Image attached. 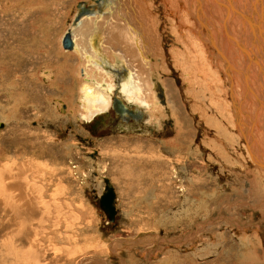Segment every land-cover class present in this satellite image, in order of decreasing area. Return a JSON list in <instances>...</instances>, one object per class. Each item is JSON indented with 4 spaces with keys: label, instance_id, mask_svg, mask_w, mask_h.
<instances>
[{
    "label": "rangeland",
    "instance_id": "374dc122",
    "mask_svg": "<svg viewBox=\"0 0 264 264\" xmlns=\"http://www.w3.org/2000/svg\"><path fill=\"white\" fill-rule=\"evenodd\" d=\"M98 1L0 0V164L2 165L0 170L3 171L1 168H5V171L11 174L20 172L23 175L21 176L22 191L27 192L28 196L34 199L32 207L36 217L34 225L37 230L35 242L39 248L41 264H121L118 256L113 254L114 251L129 257L127 258L129 264H164L161 259L169 253L171 254L166 257V261L176 259L177 255H180L185 257V259L182 258L186 260V264H264V250L259 243L252 241L249 244L252 249H256L261 254L262 260L245 259L241 252L247 247L243 242L245 234L251 236L254 231L255 233L259 231L261 235L259 236L264 243V217L262 210L258 207V201H264L263 192L253 191L252 181L255 180V176L243 167L229 165L224 167L221 162L211 160L210 154L213 150L204 145V140L208 138L207 124L201 121L200 115L192 112L190 102L182 94L186 91L187 85L180 71L173 66V62L171 63L172 57L169 51H173L171 49L173 44L169 31L164 29L165 32L162 35L164 38L159 43V50L152 55L154 57H151L156 73V76L152 77V84L155 85L157 100L161 102L164 110L159 121L158 118L156 121L151 120L149 110L139 109L133 105L128 106L127 103L130 101L120 95L123 83L119 78L125 75L124 70L127 68L120 70L119 74L114 68L90 65L87 63L90 59L82 60L80 54L77 55L72 49H65L63 43H60V37L65 30L71 29L69 28L71 25L75 28L80 21L92 17L90 12L103 14L107 11V1H110L109 5L112 2V0L104 3L102 0ZM158 1L156 0V3ZM159 4L160 1L157 4L154 2L153 6L157 8ZM160 5V9H155L161 14L160 11L164 6L162 3ZM235 8L238 9V6L235 5ZM82 9L88 14L79 16ZM252 42L249 43L250 46L248 43L244 44H247L246 46L250 49L253 46L254 49L251 50L257 52L255 55L258 61L264 63V54L259 53ZM252 62L253 67L260 68L258 71L257 68L255 69L260 76V72H263L262 67L255 61ZM83 65L86 67L90 65L91 68L98 67L105 77L112 76L117 89L114 97L117 96L122 104L131 109L134 119L126 120L128 122L122 118L121 120L120 113L114 104L108 106L107 110L95 112L94 117L90 119L84 118L77 104L79 103L77 99L80 97L77 94V88L80 86V72H82L81 68H86ZM59 68H63L64 76L60 75L59 82L52 84L54 78L48 77L47 72L44 71H55ZM130 68L131 66L128 70ZM248 68L251 70V67L247 66L242 68L243 72H247ZM261 79L260 77L259 80L257 78L254 81L262 84L264 89V81ZM167 81L173 84L174 92L172 88L170 91L167 88ZM252 84L253 81L249 83V85ZM249 85H245V88L250 91ZM252 88L251 91H255L256 88L258 92L260 90L258 87ZM257 96L259 97L254 96L256 102L252 103L260 107L258 99H263L264 94L262 95L260 91ZM59 99L63 103L66 102L62 110L58 106ZM230 100L233 101L231 97ZM177 102L179 107L183 108L181 117L185 121L186 131L178 147H171L163 140L176 137L178 122L181 118L175 113L178 111L175 106ZM244 103H240L241 106L237 107V110L242 108V115L245 114L246 107L249 108L247 103L243 105ZM184 104L188 112L185 111ZM66 105L76 110L77 116L74 110H67ZM139 111H141V125L140 119L137 118ZM261 114L259 121L263 122L264 109ZM151 127L154 128L153 131L149 129ZM257 127L254 132L253 129H249V133H245L242 143L239 144L242 148H238L239 152L232 151L237 159H241L242 154L245 155L244 161L252 167L255 162L246 145L247 138L254 139V135L257 136ZM135 129H142V131L138 132ZM121 130L124 131L121 132ZM215 133V130L209 132L213 136ZM134 136L155 140L156 143L153 145L157 147L160 143L164 145L163 154L171 161L169 174L171 189L174 191L171 200L174 203H164V206L172 211L161 214L156 212L159 217L161 216L162 220L165 215L174 217L173 212L180 208L182 202L186 206V196L189 197V204L193 202V207L200 208L187 219L185 218L182 223H177L178 227L173 226V229L167 228L168 225L164 226L167 234L163 235L164 231L161 232V237L156 236L155 243L149 248L151 250L149 255L147 254L149 251L144 247L147 243L138 242L133 247L121 242L117 244L119 236L128 233L121 229L122 226L120 227V221L123 220V215L119 220L121 210L119 208L115 222H109L99 205L102 193L100 190L105 187L104 183L99 185L102 177L111 178L113 171L123 178V182L137 176L130 175L128 168L126 172L122 171L125 167L123 161L118 162L120 169L116 170L111 165L103 163L97 153L99 144L102 143L106 149L110 145L118 149L124 146L130 148L134 142ZM144 139L138 141L146 143L143 145V150L148 149L150 144ZM262 146L264 147L263 142ZM197 148H201L199 152L196 151ZM249 148L253 151V144H249ZM177 149L178 151H175ZM139 153L142 157L145 156L144 151ZM257 160L260 161L259 158ZM7 165L9 166L6 167ZM19 166L22 167L21 170ZM0 177L2 179L0 189H3L4 184L12 181L7 175H0ZM146 177L150 187L152 182L149 174ZM195 179L199 180V187H195ZM8 192L18 196L20 191L0 190V229L2 228L0 238L3 233L2 236L3 238L6 236L5 239L11 235L8 233L7 236L4 231L8 215L2 212L3 198ZM262 202L260 201V205ZM201 206L207 207L208 214ZM156 213L153 212V217H156ZM225 218L234 221L226 222ZM149 231L157 230L146 227V233ZM184 232L193 240L186 243L175 241ZM147 236L148 234L139 237ZM216 237L223 241L218 243L219 240H216ZM2 239H0V264L12 262L17 264V261L11 258L3 260V256L7 258L8 256L4 255L2 245L4 239L3 241ZM121 239L125 240V238ZM164 239H168L169 242L167 243ZM157 244L161 246L158 247ZM213 244L215 248L210 250ZM217 245H219L218 248Z\"/></svg>",
    "mask_w": 264,
    "mask_h": 264
},
{
    "label": "bare ground",
    "instance_id": "6f19581e",
    "mask_svg": "<svg viewBox=\"0 0 264 264\" xmlns=\"http://www.w3.org/2000/svg\"><path fill=\"white\" fill-rule=\"evenodd\" d=\"M102 1L104 3L107 0ZM159 1L164 6L160 11L161 14L156 10L160 9L161 5H157V8L153 6L154 2L157 4ZM159 1L156 3V0H112L111 5H109L110 1H107L106 12L103 14L90 12L93 15L92 17L78 21L79 24H76L75 28L71 25L69 27L71 29L64 31L65 35L63 34L64 37L63 35L60 37V43H63L65 49H72L77 55L80 54L82 60L90 59L87 62L90 65L114 68L119 74L121 73L120 70L127 68L124 70V76L119 75V79L123 83L120 95L130 101L127 103L128 106L133 105L139 109L149 110L151 120L156 121L158 118L159 121L161 120L159 117L162 116L164 110L160 104L161 102L157 100V94L154 91L155 85L152 84V77L156 76V73L151 57H154L152 55L158 52L159 43L164 38L162 35L166 28L173 44L171 48L173 51H169L172 57L171 63L173 62V66L180 71L183 81L187 85V88L185 87L186 91L184 90L185 92L182 94L190 102L192 112L200 115L202 117L200 118L201 121H205V124H207L206 132L208 138L205 137L204 145L213 150L212 154H210L211 160L221 162L224 167L226 165L243 167L247 172L255 176V180L252 181L253 191H262L264 195V147L262 146V142L264 144V121H259L264 109V97L263 99H258L259 102L261 101L259 108L257 105L258 109H255L256 105L252 103L256 102L254 101L256 99L254 96L259 97L257 93L259 94L261 91V94H264L263 85L254 81L257 78L259 80L260 77L264 81V66L260 64V60L258 61L257 55H255L257 52L255 53L251 50L253 46L250 49L246 46L247 44H244H249L253 41L252 45L257 47L259 53L262 52L264 54V0ZM235 5L238 6V9L235 8ZM83 9L81 11H85ZM82 15L85 14L82 13L80 16ZM162 27L163 29L161 30ZM67 34H69L72 42L71 47H65L64 45ZM252 61L262 67L263 74L260 72V76L259 74L257 75L256 72L260 68L256 67V69L253 67L254 63ZM90 65L88 67L83 65L86 68L80 67L82 72L79 71L81 78L77 94L80 97L77 99L79 100L77 104L79 105L80 113L83 114L84 118L90 119L95 112L107 110L108 106L115 103L116 109L120 110L121 108L120 112L124 113L123 116L126 117V114L128 115L131 109L122 104L120 99H117V96L114 97L117 89L112 76L108 75L110 78L105 77L100 68H91ZM129 66L131 68L128 70ZM246 66L251 67V70L250 68L247 69L249 73L243 72L242 68ZM44 72H47L48 77L54 78L52 84H55L59 82L60 75L64 73V70L59 68V70H45ZM44 72L43 74H45ZM43 74L41 73V75ZM250 80L253 81L252 85H249L251 83ZM245 85L253 87L252 89L258 87L260 90L258 92L256 88L257 91H251L249 87V91V89L246 90ZM167 88L169 91L172 88V92H174L173 84L168 81ZM160 96L162 95L160 94ZM230 97L233 99L232 102ZM162 101L164 102L163 99ZM240 103H244L243 105L247 103L249 107H246V112L245 114L243 113L244 116L241 114L242 108L237 110V107L241 106ZM65 104L66 102L63 103L62 100H58V106L61 110L62 107H65ZM175 106L178 109L175 113L178 117H181L183 108L179 107L178 102L177 104L175 103ZM67 107V110H74L72 107ZM184 109L188 112L186 105ZM258 110H260L259 113ZM74 112L76 113L77 111L74 110ZM75 115L77 116V113ZM137 118L140 119L139 123L141 125V116ZM184 123L185 121L181 117L178 122L179 128L176 137L162 140L171 147H178L186 131ZM256 127L257 136L254 135L255 138H251L252 140L247 138V145L245 143L250 156L255 162V165L253 164L254 167H252V165L249 166L244 161L245 158L243 156L245 155L242 154V158L237 159L233 156L232 151H238L241 146L239 144L242 143L241 140L245 137V133H249V129L255 131ZM142 129H135V131L141 132ZM149 129L150 131L154 130L152 127ZM212 130L216 131L215 136L209 134ZM249 144H253V151L249 148ZM200 149L197 148L196 151L199 152ZM175 151H178V149ZM258 158L260 161L257 160ZM0 166L2 165L0 164ZM21 168L18 169L21 170ZM1 169H3V171L0 170L1 172H6L5 168ZM1 172L0 175H7L12 181L4 184L3 189L0 190L20 191L18 196L12 194V192L5 193L6 197L3 198L2 212L4 211V214L6 212L8 215L6 226L4 225L6 230L4 231H6V235L8 233L11 234L10 236L7 235L8 238L5 239L6 236L3 238V233L1 232L0 239H4V242H2L5 251L4 255L8 256V258L3 256V260L11 258L14 261L16 260L17 264H41V258L38 255L39 248L35 242L37 230L34 225L36 217L32 207L34 199L31 196L29 197L27 192L22 191L21 176L23 175L20 172L15 173L12 171L15 174H11L9 171L6 172L7 174ZM105 179L103 180L104 184H106ZM198 183H200L199 180L195 179V187H199ZM104 190L100 195V199ZM186 197V206L184 203L183 210L184 217L187 219L192 213L194 214L195 210L200 208L196 209L193 207V202L189 204V197ZM100 199L99 205L106 218L109 222H115L109 220L108 215L101 207ZM115 200L117 207V195ZM260 201L262 202V200ZM260 201H258V207L262 210L264 217V201L261 205ZM204 211H207V207L204 208ZM206 213L208 214V212ZM229 220L234 221L230 218H225L226 222H230ZM259 235V231H256V233L254 231L251 236L244 235L243 242H245L247 247L241 251L243 258L262 260L261 254L256 249H252L249 244L254 241L262 245L261 247L264 250V243L262 237H260L261 235ZM10 264H13V262Z\"/></svg>",
    "mask_w": 264,
    "mask_h": 264
},
{
    "label": "crops",
    "instance_id": "0c3cea01",
    "mask_svg": "<svg viewBox=\"0 0 264 264\" xmlns=\"http://www.w3.org/2000/svg\"><path fill=\"white\" fill-rule=\"evenodd\" d=\"M98 2H100V0ZM99 5H101V3H99ZM82 13L87 14L83 11ZM82 13H80V15ZM260 63L264 65L263 62L260 61ZM258 108L256 106L255 109ZM259 112L260 110H258V113ZM133 139V149L132 147L128 148V146H124L118 149L114 145H110L106 149L101 143L99 144L97 153L100 155L101 161L105 164L111 165L114 170L119 168L118 162L123 161L125 163V167L122 169V171L126 172L128 168V173L130 175L138 176H136L134 179L130 177L127 179V181L123 182V178L119 177L117 173L113 171L111 173V178H108L112 183L117 195V210H119V208L121 210L119 220L121 219V215H123V220L122 222L120 221V227L122 226L121 229L128 232L127 235L124 236L118 235L119 239L117 240V244L121 242L133 247V245L138 242L147 243L144 245V247H146L147 251H149L147 253L149 255L151 253V250L149 248H151L153 243H155L156 236L161 237L164 231L165 233L163 235L167 234L166 228L164 226L167 227L168 225L167 228H173V226L178 227L177 223L179 224L184 221V204L182 202V205L180 206L181 209L178 208L177 210H175V212H173L175 215L174 217L165 215L163 220L161 219V216L159 217V214H161L162 212L168 213L172 211V209H170L169 207L164 206V203H174L171 200L173 198L174 191H172L171 189V177L169 174V165L171 161L168 160V156L163 154V148H165V146L161 143L157 147L153 145V143H156L155 140L144 139L140 136H134ZM143 139L144 141H149L150 144L148 145V149L145 148V150H143V145H146L145 142H138L139 140ZM141 151L145 152V156H141V154L139 153ZM103 163H101V165ZM121 174L123 175V172ZM148 174L152 182V184H150V187H148L147 184L148 179L146 175ZM103 180L104 178L102 177V182L99 185H102L104 183ZM103 190L101 188L100 191ZM179 210L182 212H180ZM153 212L160 213H156V217H153ZM161 220L162 223H160ZM146 227L148 229L151 228V230L155 228L157 231H149V233H146ZM151 233L153 234L152 236ZM146 234H148L146 238L139 237L144 236ZM185 234L186 232L182 233L177 240H174L180 243H186L193 240V238H190ZM121 238H125V240H122ZM164 240L167 241V243L169 242L168 239ZM216 240H219L218 237H216ZM221 241L223 240L220 239L218 243H221ZM171 242H173V240ZM157 246L159 247L161 245L157 244ZM218 246L219 245H217L216 247L218 248ZM214 248V244L213 246H210V250ZM117 253V251H114L113 254L115 256H118L117 258L121 260V264H129L127 262V258L129 257L119 255V253L117 255ZM170 254L171 253H169L168 255ZM168 255L165 254L166 257ZM177 256L178 258L171 259L169 261H166V257H163L161 260H163L164 264H173L175 262H178L179 264H182L184 262V264H186V260H184L185 257L182 256L184 258L183 259L180 255ZM192 261L194 262L193 258Z\"/></svg>",
    "mask_w": 264,
    "mask_h": 264
},
{
    "label": "water",
    "instance_id": "95a60500",
    "mask_svg": "<svg viewBox=\"0 0 264 264\" xmlns=\"http://www.w3.org/2000/svg\"><path fill=\"white\" fill-rule=\"evenodd\" d=\"M64 45H65V47H71V45H72L69 34H67L65 37ZM131 115H133V114L131 113ZM138 116H140V111L138 112ZM105 182H106L105 190H104V193L100 199L101 207L104 209V211L108 215L109 220L115 221V217L117 214L115 190H114V187L112 186V183L110 182V180L108 178L105 179Z\"/></svg>",
    "mask_w": 264,
    "mask_h": 264
},
{
    "label": "flooded vegetation",
    "instance_id": "af4514ba",
    "mask_svg": "<svg viewBox=\"0 0 264 264\" xmlns=\"http://www.w3.org/2000/svg\"><path fill=\"white\" fill-rule=\"evenodd\" d=\"M83 12L85 13V12H86V10H85V11H83ZM115 100H117V99H115ZM114 104H115V103H114ZM115 107H116V106H115ZM119 107H120V106H119ZM120 110H121V108H120ZM120 110H118V111H119V113H120V115H119V118H120V119L122 118V119H124V121H126V120H128V121H129V120H132V119H134V118L132 117V115H131V112H130V110H129V114H128L126 117H124V116H123V114H124V113H121V112H120ZM122 119H121V120H122ZM128 121H126V122H128Z\"/></svg>",
    "mask_w": 264,
    "mask_h": 264
}]
</instances>
